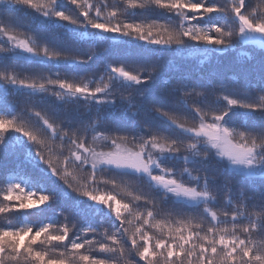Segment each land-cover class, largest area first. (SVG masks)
Masks as SVG:
<instances>
[{
    "label": "snow or ice",
    "instance_id": "obj_1",
    "mask_svg": "<svg viewBox=\"0 0 264 264\" xmlns=\"http://www.w3.org/2000/svg\"><path fill=\"white\" fill-rule=\"evenodd\" d=\"M66 2L74 13L62 0H0L9 6L0 8V90L22 93L25 105H52L0 114V152L10 137L26 138L35 168L47 165V176L76 193L77 217L99 215L108 226L100 232L63 212L29 222L69 193L0 177V216L17 218L0 223V264H264V91L253 96L238 85L233 96L231 85L213 81L200 91L183 81L156 88L163 57L108 56L113 41L209 53L242 41L264 50V0ZM160 13L166 21L153 18ZM21 19L35 35L19 30ZM17 60L49 70L22 76L9 64ZM80 66L93 67L86 79L76 77ZM240 114L256 122L238 124ZM209 160L259 177L261 187L233 194L226 177L219 201L215 176L197 167Z\"/></svg>",
    "mask_w": 264,
    "mask_h": 264
},
{
    "label": "trees",
    "instance_id": "obj_2",
    "mask_svg": "<svg viewBox=\"0 0 264 264\" xmlns=\"http://www.w3.org/2000/svg\"><path fill=\"white\" fill-rule=\"evenodd\" d=\"M255 4L256 0H252ZM63 7L70 11L75 12L74 6L68 4L66 0H62ZM9 7L8 5H0V8ZM21 17L24 14H17ZM161 22L166 21V14L160 13L158 17ZM21 24L23 25L19 30L22 33L28 35H35L34 32L26 25H24V20L21 19ZM158 46H144L143 48L134 46L132 44H125L119 41H113L112 45L109 47L108 56L109 58L120 59L126 52L132 51L141 53L142 55L155 58L163 57L164 61H167V65L164 68L159 80L156 82L154 87L159 88L164 85V81L169 82V86L175 85L178 81L185 82L189 88L196 87L197 91L203 90V86L208 85L210 81L213 82H223L227 85H231L228 89V93L233 96L240 95V91L236 86H245L247 91L253 95L262 94L264 91V50H261L259 45L252 43H244L242 41H237L234 47L216 52H205L203 50H196L191 48H184L177 52L175 49L170 51L157 50ZM97 63H101L98 61ZM11 68L19 71L20 75H34L37 73H47L48 67L40 66L35 63H29L23 60H17L15 62H9ZM53 71L65 72V67L59 69H52ZM93 70L92 66H80L76 69V77L87 78L91 75ZM99 76V73H97ZM133 90H117L116 94L128 95L129 92ZM210 97L212 96L209 93ZM51 99V98H50ZM23 107H31L33 110H50L52 105L50 101L48 103L39 102L38 98H34L33 101L25 105L24 96L20 94H9L4 95L3 91L0 90V114L11 113L15 115L20 112ZM83 109L81 108V111ZM59 115L63 117L66 113L61 108L59 110ZM72 118H75V113H67ZM181 119H183L182 114ZM113 119L122 118L119 112L112 115ZM130 119V114L128 117ZM154 117H148L152 120ZM36 118L32 117V122L35 123ZM247 122L255 123V116H246L240 114L237 123ZM190 124L191 121H188ZM42 137L45 133L37 127L36 129ZM50 135V134H49ZM21 144L14 137H10L8 141V148L0 152V177L7 176L8 179H15L17 176H22L26 183L32 185L33 190L43 187L45 192H50L52 190L60 191L61 189L66 190L69 195L62 196L55 204L46 210L42 211L37 215H30L26 219L29 222L44 223L50 218L54 217L58 212H63L68 215L70 220H80L83 224L90 223L93 227H96L98 231L102 232L106 228L107 222L104 224L100 223V216L88 213L82 218L77 217L75 209L77 207L76 193L71 189H68L63 181L58 180L55 177L47 176L43 169L47 168V165H41L40 169L35 168L34 164L30 162L27 158L29 153V147L26 142ZM59 143V141H56ZM99 143V142H98ZM31 153L34 155L35 148L31 149ZM64 155H68L67 145L64 147ZM47 156V153H45ZM55 155V151H54ZM39 161H37L38 163ZM171 166V165H169ZM183 167V165H181ZM198 168L205 169L209 175L215 176L214 182H212V188L218 193V200L223 201L225 194L228 192V188L225 187V178L227 177L232 181L231 192L236 193L241 187L251 189H259L261 187V180L259 177L256 178H245L238 171L229 168L224 169V165L218 163L214 160H209L202 165H198ZM223 170V171H222ZM86 173H80V175H85ZM195 174V173H193ZM100 175H106L111 177L113 174L110 172L101 173ZM6 187V182L0 179V189ZM83 207V205H79ZM217 208L221 207L218 203ZM9 219L14 221L17 218H5L0 216V223H7ZM23 221L25 218H18ZM60 221L63 222V216L59 217ZM102 255V254H100Z\"/></svg>",
    "mask_w": 264,
    "mask_h": 264
},
{
    "label": "rangeland",
    "instance_id": "obj_3",
    "mask_svg": "<svg viewBox=\"0 0 264 264\" xmlns=\"http://www.w3.org/2000/svg\"><path fill=\"white\" fill-rule=\"evenodd\" d=\"M244 43H249V42H244ZM252 44H254V43H252ZM256 45H258V44H256ZM232 169H234V170H238V169H235V168H232ZM239 171V170H238Z\"/></svg>",
    "mask_w": 264,
    "mask_h": 264
}]
</instances>
